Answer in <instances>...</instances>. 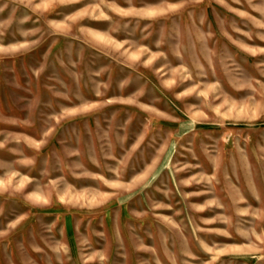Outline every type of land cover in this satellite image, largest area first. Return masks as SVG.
I'll return each instance as SVG.
<instances>
[{"label": "rangeland", "instance_id": "rangeland-1", "mask_svg": "<svg viewBox=\"0 0 264 264\" xmlns=\"http://www.w3.org/2000/svg\"><path fill=\"white\" fill-rule=\"evenodd\" d=\"M0 264H264V0H0Z\"/></svg>", "mask_w": 264, "mask_h": 264}]
</instances>
